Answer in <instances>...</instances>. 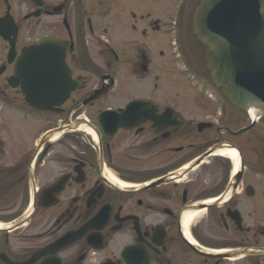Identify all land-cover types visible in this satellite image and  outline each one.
Returning a JSON list of instances; mask_svg holds the SVG:
<instances>
[{
	"label": "flooded vegetation",
	"instance_id": "af4514ba",
	"mask_svg": "<svg viewBox=\"0 0 264 264\" xmlns=\"http://www.w3.org/2000/svg\"><path fill=\"white\" fill-rule=\"evenodd\" d=\"M198 2L0 0V114L47 126L19 153L0 119V264H264V111L213 85ZM155 33L194 96L154 84ZM45 38L73 90L39 112L14 71Z\"/></svg>",
	"mask_w": 264,
	"mask_h": 264
},
{
	"label": "water",
	"instance_id": "95a60500",
	"mask_svg": "<svg viewBox=\"0 0 264 264\" xmlns=\"http://www.w3.org/2000/svg\"><path fill=\"white\" fill-rule=\"evenodd\" d=\"M193 37L227 101L238 110L264 111V0H199ZM14 73L37 111H51L73 90L64 50L50 38L23 50Z\"/></svg>",
	"mask_w": 264,
	"mask_h": 264
},
{
	"label": "rangeland",
	"instance_id": "374dc122",
	"mask_svg": "<svg viewBox=\"0 0 264 264\" xmlns=\"http://www.w3.org/2000/svg\"><path fill=\"white\" fill-rule=\"evenodd\" d=\"M165 2H167V4ZM153 5L154 14H157L156 12L163 13L162 15L163 17H165L167 15L165 8L167 6H175V0H154ZM153 46L155 50V64L159 66V71H156L155 73V75H158V79L154 81V84L169 85L171 87L183 86L184 88L188 89L190 95L194 96L195 92L192 93L191 91V89L194 91L192 87L193 85L187 82L186 77H181L179 75V67H176L175 64L172 63V61L169 59V56L167 58L162 57V59L157 56V53L162 50L164 54H167L168 46L166 43V39L163 38L160 34L155 33ZM0 119L3 120L5 127V130L2 131L3 133H1V135H3L4 133L9 134V139L7 136H3V138L8 139L7 142L13 144V151L19 153L23 149H25L27 134L31 135V143L34 144L33 142L35 140L37 132H42L47 127L46 125L40 124L32 128L33 125L38 123L33 122L32 120L28 121L29 119L27 118V114H25V111L22 110H17L14 114L3 110L0 114Z\"/></svg>",
	"mask_w": 264,
	"mask_h": 264
},
{
	"label": "bare ground",
	"instance_id": "6f19581e",
	"mask_svg": "<svg viewBox=\"0 0 264 264\" xmlns=\"http://www.w3.org/2000/svg\"><path fill=\"white\" fill-rule=\"evenodd\" d=\"M196 9V8H195ZM195 12V11H194ZM257 111V109H254V108H252V109H250V113L252 114V115H255V112ZM85 129H86V127H84ZM231 157H232V159L235 161L236 160V156H235V154L234 153H231Z\"/></svg>",
	"mask_w": 264,
	"mask_h": 264
}]
</instances>
